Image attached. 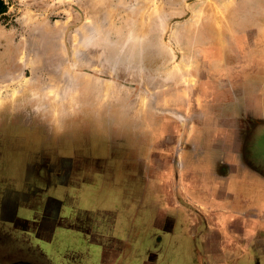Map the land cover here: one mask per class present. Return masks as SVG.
I'll return each mask as SVG.
<instances>
[{"label":"rangeland","instance_id":"374dc122","mask_svg":"<svg viewBox=\"0 0 264 264\" xmlns=\"http://www.w3.org/2000/svg\"><path fill=\"white\" fill-rule=\"evenodd\" d=\"M4 2L0 95L32 91L25 106L36 108L35 138L18 129L26 115L0 114L4 127L16 121L3 141L25 156L0 160L16 180L0 182L12 197L0 206V264H264V223L239 217L242 246L211 259L187 234L185 205L191 172L221 204L252 219L264 209V124L230 125L248 110L260 117L264 57L237 72L214 57L264 46V0ZM245 134L254 153L240 156Z\"/></svg>","mask_w":264,"mask_h":264},{"label":"crops","instance_id":"0c3cea01","mask_svg":"<svg viewBox=\"0 0 264 264\" xmlns=\"http://www.w3.org/2000/svg\"><path fill=\"white\" fill-rule=\"evenodd\" d=\"M254 11L248 12L247 17L253 19L254 16ZM239 17V16H238ZM251 25V23H249ZM254 23H252L253 25ZM85 27V24L82 25L81 27H79L77 29V31L80 33L81 31H83ZM249 28L251 26H248ZM245 28V27H244ZM247 28V27H246ZM87 30H90V27H88ZM97 34V33H95ZM98 39V38H97ZM94 40V39H87V40H83V39H78V42H80V45L83 47L85 45H87L88 47L92 48V49H96L98 48L97 46L99 45V40ZM248 40V39H246ZM244 43H234L231 45H227L226 48H221L219 49V54H214V57H217V60L219 59L222 63V66H225L227 68H232V70L234 72H237L236 69L238 66H242L244 62L249 61V64L253 65L255 64L254 61L258 60V56L260 55L259 59H263L264 57V46L263 45H259L256 44L255 42H250V43H245L246 45H243ZM251 44V46H250ZM262 46V47H261ZM261 47V48H260ZM257 59V60H256ZM263 67H264V61H263ZM232 73V72H231ZM237 73H232V75H235ZM230 79V78H228ZM234 79L236 82H242V78H232ZM36 80L33 79L31 80V84H35ZM264 89V87H263ZM31 92V93H30ZM17 94H7V95H0V101H1V105H0V114H2V110L5 109H10L7 110L9 114H15L16 115V119L18 114H20L21 116L26 115L27 117L24 118L23 120V126L24 127H20L18 128L19 130H23L25 131V135L28 137H33L35 138V134H32V131L35 130L34 126H31V118L30 115L32 113V111L35 113V106L33 105L31 106H25L27 103H33L31 99L34 100V93L32 91H27L24 92L20 91V92H16ZM262 93L264 94V90L262 91ZM1 94V93H0ZM32 95V96H31ZM263 99H264V95H263ZM6 104V106L4 105ZM262 111L260 113V117L258 115V118H255L254 113L251 110H248L246 115H242L240 114L239 116L235 117V119L230 120V125L233 127H237V126H241L242 125H247V129L251 128L252 123L254 124V122L261 124V122L264 124V105L262 104ZM31 109V112L30 110ZM29 115V116H28ZM236 116V115H235ZM261 118V119H260ZM14 121L15 119L12 118ZM16 122V121H15ZM14 122V124H16ZM4 122L3 119L0 117V160L2 161H8V159H11L12 157H25L23 156L20 152V148L18 146L17 151H14V146H17L15 144V142L13 140H11L10 142L4 140L3 137V133L7 130V131H11L14 132V124L12 126V128L9 127H4L3 126ZM247 134L243 135L242 137H240V143H239V151L238 153L240 154V156H244V153L247 150L252 151V153H254L252 144H246L245 142V138H246ZM5 137V135H4ZM14 139V137H13ZM251 143V142H250ZM213 146H218V145H213ZM237 153V154H238ZM29 154V153H28ZM234 156V155H233ZM5 159V160H4ZM7 174L2 173L0 175V182L1 184L3 182H5L7 179H11L15 182L16 180L13 179L14 174L13 172L7 170ZM12 174V175H11ZM204 180V179H203ZM201 180V181H203ZM200 181V184H197L194 179H192V173L189 172V181L187 182V184L189 185V191H187L188 195V204L185 203H181V204H185L188 206L189 209H192L194 213H192L191 215H188V217H190V227L188 228L189 232L187 233L190 238L193 237L192 240L194 239H199L200 240V244L201 247L200 249H202V252L204 251V253L207 255L208 258H215V256L217 257V254L223 253L225 252L227 249H234V250H238V248H240L242 246V244L240 243V241H238V229L234 223H236L237 219L239 217L242 218H248L247 222L255 225V227H259L262 223H264V209H263V202L261 203V207L257 208L258 213L253 214L254 216H256L255 219H252L250 217H252V215L245 213V211H239V209L237 210V208H235L233 205L234 203L231 202L230 205L229 204H221L220 203V199L221 197L218 195L219 193L217 192V190L215 188H212L210 185H212V183L209 182H205V180L203 181V183ZM264 181V180H263ZM262 181V182H263ZM209 183V184H208ZM264 183V182H263ZM249 182H246V185H249ZM253 184V183H252ZM9 193V194H8ZM6 194L4 193H0V206H3V203H8L10 202L11 198L10 195L11 193L8 192ZM5 195V196H4ZM204 196V198L206 199V202L199 200L200 198H198L197 196ZM208 200H212V202H208ZM214 202V203H213ZM181 204H177V205H172V208L175 209H179V210H183L185 211V209L183 208V206ZM254 205V204H253ZM35 207V206H34ZM258 207H260V205H258ZM3 210H5L4 207H0V218H2V220H6L9 217H5V213L3 212ZM50 208L47 210V213L50 212ZM197 210V211H196ZM161 211V210H159ZM158 211V212H159ZM247 211V210H246ZM156 213V221L159 222V213ZM235 215V217H230V215ZM50 215V213H49ZM51 216V215H50ZM197 217V221L196 218ZM239 220V219H238ZM116 223V222H115ZM199 224H202V227L200 230L197 231V226ZM118 223H116L115 228L117 227ZM49 226H45L42 230L44 231H49ZM192 227V229H191ZM41 230V229H40ZM193 230V231H192ZM228 230V231H227ZM128 233L130 232V229H127ZM191 231V232H190ZM123 239L125 240V235L123 234ZM46 240V238H44ZM196 248V253L201 252L198 251L197 247Z\"/></svg>","mask_w":264,"mask_h":264},{"label":"trees","instance_id":"16d2710c","mask_svg":"<svg viewBox=\"0 0 264 264\" xmlns=\"http://www.w3.org/2000/svg\"><path fill=\"white\" fill-rule=\"evenodd\" d=\"M7 11V5L4 0H0V17H3Z\"/></svg>","mask_w":264,"mask_h":264},{"label":"flooded vegetation","instance_id":"af4514ba","mask_svg":"<svg viewBox=\"0 0 264 264\" xmlns=\"http://www.w3.org/2000/svg\"><path fill=\"white\" fill-rule=\"evenodd\" d=\"M10 171V170H9ZM4 173V174H7V171H4L3 169L0 168V175ZM193 239V237H192ZM194 249H195V252H196V248H195V245H194Z\"/></svg>","mask_w":264,"mask_h":264}]
</instances>
